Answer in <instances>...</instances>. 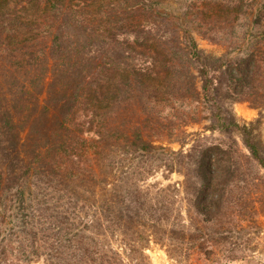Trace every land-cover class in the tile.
Here are the masks:
<instances>
[{"label": "trees", "instance_id": "obj_1", "mask_svg": "<svg viewBox=\"0 0 264 264\" xmlns=\"http://www.w3.org/2000/svg\"><path fill=\"white\" fill-rule=\"evenodd\" d=\"M203 1L243 18L240 31L203 33L224 43L219 56L204 53L160 0L0 4V264H145L133 254L124 260L105 242L116 223L128 233L137 217L155 218L169 204L136 186L140 169L156 162L182 172L186 202L204 222L236 204L232 186L243 180L241 168L246 184H255L264 171L260 118L239 122L230 104L264 103V0ZM187 103L206 109V129L228 139L201 135L185 152L155 143V130L177 137ZM136 108L145 115L143 129L119 121ZM87 151L101 171L108 167L106 176L118 155L139 163L97 200L84 183L60 194L67 188L60 176L78 171L96 182L100 172L82 168Z\"/></svg>", "mask_w": 264, "mask_h": 264}, {"label": "rangeland", "instance_id": "obj_2", "mask_svg": "<svg viewBox=\"0 0 264 264\" xmlns=\"http://www.w3.org/2000/svg\"><path fill=\"white\" fill-rule=\"evenodd\" d=\"M0 1V4L6 5L14 3V0ZM160 1L162 5H167L170 13L179 17L178 21L183 22L184 27L192 32L198 47L209 55H222L226 51V46L223 42L210 40L203 35L204 32L215 31L220 34L229 31L231 26H236L237 31L242 28L241 14H238V19H234L235 11L220 13V7L216 3H205L203 0H191L190 3L189 0ZM227 16L228 18H225ZM226 19H228L227 22H225ZM230 22L234 24L229 25ZM245 42V40H238L236 46L240 45L239 47L244 48ZM259 46L264 51V41ZM262 55L264 56V53ZM49 79L50 72L47 73L45 81ZM44 97L45 92L39 95L40 102ZM230 107L239 122L254 121L260 118L258 130L264 141V103L256 106L247 100H235L231 102ZM195 109L196 112H193ZM182 111L188 117L186 121L177 125L178 128H175L174 133L177 137L168 136L167 130L169 129L155 130L151 132V138L155 143L162 144L167 149L185 152L190 150L196 138L201 135L215 139L221 137L224 140L228 139L217 131L206 129L209 124L208 111L203 107L195 103H187ZM121 113L123 115L119 121L125 119L128 121L126 124L132 121L141 129L144 128L145 115L141 109L136 108L135 111L127 109L125 113L123 111ZM162 122L167 124L168 120L162 119ZM25 133L26 130L22 131L21 136L24 137ZM232 136L237 142L239 151L246 153L240 134L234 132ZM80 158L82 168L90 167L93 171L100 172L96 177V182L93 183L90 178L74 169L76 171L74 177L69 179L60 176L58 178L61 186L67 187L59 188L60 194L68 188L72 189L84 183L87 188L90 187L89 190L94 192V200H97L106 193L112 182L120 181L130 166L139 163L136 160H125L124 156L118 155L110 161L113 163L111 174L106 176L105 172L108 167L101 171L95 157L88 151L81 153ZM244 172L245 169L241 168L239 173L243 180L232 186L234 188L232 198L236 204H228L223 210V215L210 223L204 222L202 217L186 202L184 190L186 180L182 172L170 171L159 162L140 169L137 173L136 186L141 191L149 192L148 196L154 201L157 200L158 205L162 202L169 204L164 211L157 210L155 218L151 215L137 217L130 224L128 233L125 232L123 223H116L112 231H107L105 242L107 248L118 252L126 261L130 254L140 256L145 264H264V171L258 169L259 178L255 179V184L251 185L246 184ZM39 180L44 179L35 181L37 185L43 187ZM90 201L93 202V199ZM15 244L13 243V246ZM10 259L13 258L10 257Z\"/></svg>", "mask_w": 264, "mask_h": 264}]
</instances>
